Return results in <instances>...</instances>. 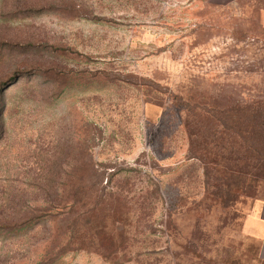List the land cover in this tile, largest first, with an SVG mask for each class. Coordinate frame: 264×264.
<instances>
[{
  "label": "rangeland",
  "instance_id": "obj_1",
  "mask_svg": "<svg viewBox=\"0 0 264 264\" xmlns=\"http://www.w3.org/2000/svg\"><path fill=\"white\" fill-rule=\"evenodd\" d=\"M0 106V264H264V134L221 124L264 115V0H0ZM98 165L121 221L74 234Z\"/></svg>",
  "mask_w": 264,
  "mask_h": 264
},
{
  "label": "trees",
  "instance_id": "obj_2",
  "mask_svg": "<svg viewBox=\"0 0 264 264\" xmlns=\"http://www.w3.org/2000/svg\"><path fill=\"white\" fill-rule=\"evenodd\" d=\"M42 8L40 9H35L34 11H30L32 9H28L25 12H15V13H11V15L14 16H18L21 14L27 15V13L30 11L31 13H35V12H41ZM41 72V76H43L45 79L50 80L51 82H57L58 78L57 76H59V74L62 76L64 75L63 73L59 72H55L53 70V67H50V69L44 70V71H40ZM53 72L54 75L49 76V73ZM80 72H75L74 70L71 71V74H73L74 76H77V74ZM70 73L67 74V77L69 76ZM71 76V75H70ZM69 76V77H70ZM91 81H88L86 83H83L81 81H71V79L69 78L68 82L63 81L62 79H60V85L59 88L64 90V89H68V88H73L76 87L77 85H86L89 84ZM83 85V86H84ZM251 108H244V109H239L240 112H248L250 111ZM3 108L2 106H0V117L2 114ZM223 111V110H222ZM229 111H234L232 109H229ZM221 124L224 126V128L226 129H231V130H235L237 129V131L241 134V136L243 137L245 142H251L249 141L250 139H253L254 142H259L257 137L255 136L256 133H263L264 134V115H257L256 113L252 112V114L250 116L244 115L241 116L235 120V118L233 117V120H221ZM2 128V129H1ZM3 131V127L1 125L0 122V133ZM252 135L254 134L255 137L253 136H247L246 134ZM253 144V143H252ZM258 152L261 156L264 157V150L262 149H258ZM106 167V168H105ZM102 167L101 165H98V168L96 170L97 172V182L93 185L92 189H93V193L91 195H88V197H84L82 199H75L74 201L68 202H62V203H56L55 205H52V208L50 209H60L58 210L57 214L58 215H68V217L73 218V220H75V223L71 224V228L74 231V234L78 233L77 231V227L79 228V224H78V219H83V223L84 224H88L91 226V229H93L95 234H99L100 232H102L101 229H104L106 225H101V222L106 221L109 217H113L114 220H116V222L121 221L120 217H118L120 215V211L119 209L123 206H125V204H123L121 202V199H125V201L127 200V195L128 193H130L129 189H125L127 191V195H124V193H118L116 190H114V188H110V182H112L117 175H120L123 171H128L125 169H113L110 171V173L108 174V180L106 183H104V177L106 176L105 174L109 171L108 167L109 166H105ZM130 170H135V168H131ZM126 176L124 182L126 183V185L130 184L131 181V175H124ZM126 188V187H124ZM121 192L122 189H121ZM158 194V186L156 185V187H154L151 191L147 190V196L144 197L145 202L143 203V208L147 209L149 206L150 201H149V197L151 198H155V195ZM124 195V197L121 198V196ZM62 200H60L59 202H61ZM77 213V215L75 216V214ZM47 215L49 214H55L52 213V211L46 213ZM73 215L75 217H73ZM38 218V219H37ZM77 218V219H76ZM98 219V224H96L94 222L93 219ZM40 217H31L29 219H26L24 223L19 224L18 227H20V229L22 228H26L28 227V225L30 223H32L34 220H39ZM98 228L97 231H95L94 229ZM100 230V231H99ZM66 245H64L62 249V251L64 252L66 249ZM61 249H60V253H61ZM59 253V255H61Z\"/></svg>",
  "mask_w": 264,
  "mask_h": 264
},
{
  "label": "crops",
  "instance_id": "obj_3",
  "mask_svg": "<svg viewBox=\"0 0 264 264\" xmlns=\"http://www.w3.org/2000/svg\"><path fill=\"white\" fill-rule=\"evenodd\" d=\"M245 232L259 242V256L264 261V200L257 199L244 219Z\"/></svg>",
  "mask_w": 264,
  "mask_h": 264
}]
</instances>
